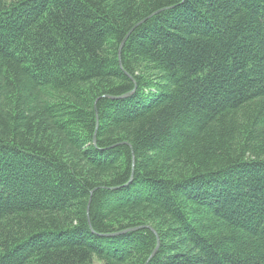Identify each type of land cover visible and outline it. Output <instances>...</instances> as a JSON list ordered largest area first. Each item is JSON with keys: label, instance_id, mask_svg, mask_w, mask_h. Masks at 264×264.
I'll return each mask as SVG.
<instances>
[{"label": "trees", "instance_id": "obj_1", "mask_svg": "<svg viewBox=\"0 0 264 264\" xmlns=\"http://www.w3.org/2000/svg\"><path fill=\"white\" fill-rule=\"evenodd\" d=\"M95 260L264 264V0H0V264Z\"/></svg>", "mask_w": 264, "mask_h": 264}, {"label": "water", "instance_id": "obj_2", "mask_svg": "<svg viewBox=\"0 0 264 264\" xmlns=\"http://www.w3.org/2000/svg\"><path fill=\"white\" fill-rule=\"evenodd\" d=\"M123 43V42H122ZM122 45V44H121ZM127 95V94H126ZM126 95H122V96H126ZM131 179H132V173H131V176H130V179H129V181H131ZM127 230H123L122 231V233L123 232H126ZM153 231V230H152ZM154 232V231H153ZM157 246H158V240H157V242H156V246H155V248L153 249V251L150 253V255H149V257H148V259L150 258V257H152L153 256V254L155 253V251H156V249H157ZM147 259V260H148Z\"/></svg>", "mask_w": 264, "mask_h": 264}, {"label": "rangeland", "instance_id": "obj_3", "mask_svg": "<svg viewBox=\"0 0 264 264\" xmlns=\"http://www.w3.org/2000/svg\"><path fill=\"white\" fill-rule=\"evenodd\" d=\"M94 264H100V262H98V261L95 260V261H94Z\"/></svg>", "mask_w": 264, "mask_h": 264}]
</instances>
